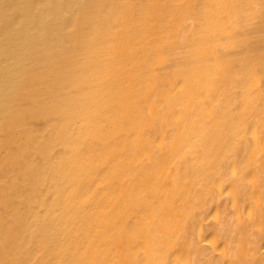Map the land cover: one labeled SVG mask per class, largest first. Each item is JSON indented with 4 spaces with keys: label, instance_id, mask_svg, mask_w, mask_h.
<instances>
[{
    "label": "bare ground",
    "instance_id": "6f19581e",
    "mask_svg": "<svg viewBox=\"0 0 264 264\" xmlns=\"http://www.w3.org/2000/svg\"><path fill=\"white\" fill-rule=\"evenodd\" d=\"M0 264H264V0H0Z\"/></svg>",
    "mask_w": 264,
    "mask_h": 264
}]
</instances>
